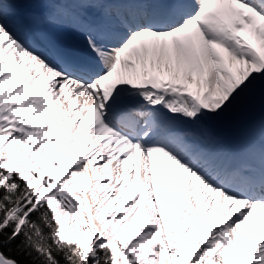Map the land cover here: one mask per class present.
<instances>
[{
  "label": "snow or ice",
  "instance_id": "6c2138e0",
  "mask_svg": "<svg viewBox=\"0 0 264 264\" xmlns=\"http://www.w3.org/2000/svg\"><path fill=\"white\" fill-rule=\"evenodd\" d=\"M0 264H264V0H0Z\"/></svg>",
  "mask_w": 264,
  "mask_h": 264
},
{
  "label": "rangeland",
  "instance_id": "374dc122",
  "mask_svg": "<svg viewBox=\"0 0 264 264\" xmlns=\"http://www.w3.org/2000/svg\"><path fill=\"white\" fill-rule=\"evenodd\" d=\"M239 123V120L235 116L228 117L224 122H222L220 125H218V132L221 135L229 136L232 135L235 131L237 125Z\"/></svg>",
  "mask_w": 264,
  "mask_h": 264
},
{
  "label": "bare ground",
  "instance_id": "6f19581e",
  "mask_svg": "<svg viewBox=\"0 0 264 264\" xmlns=\"http://www.w3.org/2000/svg\"><path fill=\"white\" fill-rule=\"evenodd\" d=\"M57 35H59L60 39L63 42L67 43L68 45L79 48L80 46H78L79 45L78 43L80 41L84 46L83 40L80 37H76L68 33H60V32H57Z\"/></svg>",
  "mask_w": 264,
  "mask_h": 264
}]
</instances>
